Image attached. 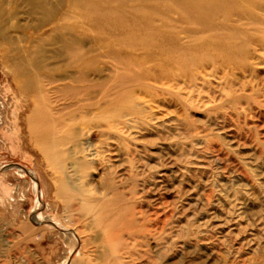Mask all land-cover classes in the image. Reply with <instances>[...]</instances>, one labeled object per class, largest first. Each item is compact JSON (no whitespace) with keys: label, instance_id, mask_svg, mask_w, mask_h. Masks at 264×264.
I'll return each mask as SVG.
<instances>
[{"label":"rangeland","instance_id":"374dc122","mask_svg":"<svg viewBox=\"0 0 264 264\" xmlns=\"http://www.w3.org/2000/svg\"><path fill=\"white\" fill-rule=\"evenodd\" d=\"M0 264H264V0H0Z\"/></svg>","mask_w":264,"mask_h":264},{"label":"bare ground","instance_id":"6f19581e","mask_svg":"<svg viewBox=\"0 0 264 264\" xmlns=\"http://www.w3.org/2000/svg\"><path fill=\"white\" fill-rule=\"evenodd\" d=\"M30 2H33L34 0H29ZM40 133L42 134L43 136V131L41 130ZM41 141V140H40Z\"/></svg>","mask_w":264,"mask_h":264}]
</instances>
